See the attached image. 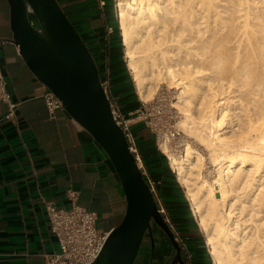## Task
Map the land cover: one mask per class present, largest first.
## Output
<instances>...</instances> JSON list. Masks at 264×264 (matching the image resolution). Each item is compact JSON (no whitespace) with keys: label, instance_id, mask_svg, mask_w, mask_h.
Segmentation results:
<instances>
[{"label":"bare ground","instance_id":"obj_1","mask_svg":"<svg viewBox=\"0 0 264 264\" xmlns=\"http://www.w3.org/2000/svg\"><path fill=\"white\" fill-rule=\"evenodd\" d=\"M117 9L139 98L175 88L180 127L206 152L188 142L172 153L168 137L161 145L212 264H264V0H117Z\"/></svg>","mask_w":264,"mask_h":264},{"label":"crops","instance_id":"obj_2","mask_svg":"<svg viewBox=\"0 0 264 264\" xmlns=\"http://www.w3.org/2000/svg\"><path fill=\"white\" fill-rule=\"evenodd\" d=\"M57 1L102 75L108 69L115 100L129 117L140 103L122 60L118 34H106L111 26L107 3L101 8L98 0ZM12 35L8 0H0V65L16 105L10 119L7 106L0 105V264H47V256L58 251L59 243L50 230L44 200L67 207L66 192L75 189L79 205L96 212L97 228L108 233L123 220L127 202L112 166L90 134L63 110L50 118L42 97L47 88L25 64L18 48L7 41ZM131 129L148 170L147 179L158 184L162 200L168 199L164 192L174 198L181 195L167 178L149 131L143 124ZM170 227L186 248L182 251L186 264H210L198 226L182 219ZM143 259L139 257L138 262Z\"/></svg>","mask_w":264,"mask_h":264},{"label":"water","instance_id":"obj_3","mask_svg":"<svg viewBox=\"0 0 264 264\" xmlns=\"http://www.w3.org/2000/svg\"><path fill=\"white\" fill-rule=\"evenodd\" d=\"M8 4L13 35L7 41L58 97L63 111L90 134L126 198L123 220L109 232L94 264H184L183 248L159 213L153 191L114 118L97 64L59 2L8 0Z\"/></svg>","mask_w":264,"mask_h":264},{"label":"built area","instance_id":"obj_4","mask_svg":"<svg viewBox=\"0 0 264 264\" xmlns=\"http://www.w3.org/2000/svg\"><path fill=\"white\" fill-rule=\"evenodd\" d=\"M98 2L101 8L106 5V0H98ZM113 2V16H115L114 20L117 22V28L112 25L108 26L106 28V34L110 36L115 34L117 30V32H119V36L121 37L117 0H113ZM101 83L111 103L114 118L125 132L130 150L134 154L135 160L142 171L143 176L147 178L148 174L144 166L143 157L136 145L135 136L130 128L131 119L127 118L123 114L115 100L110 86L108 69L104 70ZM42 97L50 118H55L56 111L63 110L61 101L48 88ZM2 104L7 106L9 113L6 115V118L10 119L14 114L16 105L12 102L7 80L0 65V105ZM148 184L155 196V182L148 178ZM66 193L69 200L67 207H59L53 202L44 200L45 212L50 224V230L56 236L59 243L58 251L49 254L46 258V262L47 264H94L108 238L109 233L102 232L97 228L98 216L96 212L79 205L78 192L75 189L69 188ZM156 203L158 211L164 218L165 222L171 223L169 213L163 202L160 200V202L156 201ZM194 221L196 223L195 217ZM173 232L180 243L181 240L179 234L176 231ZM182 248L186 249L183 246ZM188 260L191 261V256H188ZM188 264H191V262H188Z\"/></svg>","mask_w":264,"mask_h":264},{"label":"rangeland","instance_id":"obj_5","mask_svg":"<svg viewBox=\"0 0 264 264\" xmlns=\"http://www.w3.org/2000/svg\"><path fill=\"white\" fill-rule=\"evenodd\" d=\"M106 3H107V11H108L107 16L110 20L109 22L112 26L117 28V22L112 19L115 16H113V14H111L113 9H114V2H113V0H106ZM120 40H121V44H122V60L124 62L125 68L128 72L129 78L131 80V85L133 87L134 94H135L137 100L139 102H141L140 106L137 109L138 111H135L132 115L127 117V118L131 119L130 128H132V126L135 124H143L144 127L149 131V134H150L149 136L151 137V140H153V144L155 146V149L158 152L162 153L165 157L167 156L166 159L168 162V166L171 168L172 172L174 173V176L176 177L175 181L179 184V186L181 188L180 192L186 198V200L190 206L192 216H194V213L191 209L190 201L188 200V197H187V192H186L185 188L181 185L179 177L175 174L174 169L171 166L170 158H169L167 153L163 152L161 145H162L163 140L166 137H168L169 138L168 139V145H169V148H170L172 153L174 152L178 155H183V153L185 152V145L188 142H190L194 148L198 149L204 156L207 157L206 152H204L205 150L203 148H201L199 145H197L195 142H193V140H190V138L186 135L184 130L180 127L182 114L180 113L178 108L174 107V105H173L175 103V97H176V92H177V90L175 88L168 87L166 84L162 85L159 88V91L157 92V94L154 96V98L152 100L148 101L147 103H144L139 98L136 87H135V83H134L132 73L129 69L130 67H129L128 62L125 58V50H124V46H123V42H122V37H120ZM97 67L99 69V73L102 75L101 68L98 65H97ZM145 169H146V171H148L146 166H145ZM210 172H211V175L214 176L215 168L212 167ZM147 174H148V172H147ZM157 185L158 184L155 182L156 193H155L154 197H155L156 201L160 202V200H162V198L159 195L160 190H158V188L156 187ZM195 219H196V217H195ZM170 222H171V220H170ZM167 224L170 226L172 224V222L171 223L168 222ZM196 224H197V222H196ZM197 226H198L200 232H202L203 237L205 239V235L202 231L201 226L198 224H197ZM171 230L174 231L173 229H171ZM205 244H206V242H205ZM206 246H207V244H206ZM208 250H209V248H208ZM191 251L194 252V250H191ZM210 260H211V255H210Z\"/></svg>","mask_w":264,"mask_h":264},{"label":"trees","instance_id":"obj_6","mask_svg":"<svg viewBox=\"0 0 264 264\" xmlns=\"http://www.w3.org/2000/svg\"><path fill=\"white\" fill-rule=\"evenodd\" d=\"M118 34L119 37V41L121 44V40H120V36H119V32H115V35ZM117 36V35H116ZM122 46V44H121ZM100 77L102 78V75L100 74ZM139 102V101H138ZM141 104V102H139ZM159 155L162 158L163 161V170H165V172L167 173L170 182H172L174 184V186L180 190V186L179 184L175 181V176L174 173L172 172L171 168L168 166V162L166 157L158 152ZM145 180L148 182V179L144 176ZM164 194L167 196L168 195V199L166 201L165 200H161L163 202V204L165 205V207L167 208V211L169 213V218L171 220V222L175 225V222H180L182 219H189L192 221L193 224H195L197 226V224L194 221V218L192 216L191 210H190V206L186 200V198L182 195V193L180 192L181 195H177L176 198H174V196L171 194H167V192H164ZM160 195V194H159ZM170 197V198H169ZM156 201V200H155ZM165 202V203H164ZM157 204V203H156ZM210 257V255H209ZM210 264H212L211 260H210Z\"/></svg>","mask_w":264,"mask_h":264},{"label":"flooded vegetation","instance_id":"obj_7","mask_svg":"<svg viewBox=\"0 0 264 264\" xmlns=\"http://www.w3.org/2000/svg\"><path fill=\"white\" fill-rule=\"evenodd\" d=\"M184 264H186L185 261H184Z\"/></svg>","mask_w":264,"mask_h":264}]
</instances>
